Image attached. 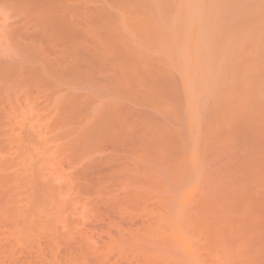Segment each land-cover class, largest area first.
<instances>
[{"label":"rangeland","instance_id":"374dc122","mask_svg":"<svg viewBox=\"0 0 264 264\" xmlns=\"http://www.w3.org/2000/svg\"><path fill=\"white\" fill-rule=\"evenodd\" d=\"M258 1L10 0L0 264H264Z\"/></svg>","mask_w":264,"mask_h":264},{"label":"bare ground","instance_id":"6f19581e","mask_svg":"<svg viewBox=\"0 0 264 264\" xmlns=\"http://www.w3.org/2000/svg\"><path fill=\"white\" fill-rule=\"evenodd\" d=\"M257 1V0H256ZM263 1V0H262ZM258 2H260V0L258 1ZM257 2V4H259ZM12 3H13V1H12ZM8 4H11L10 3V0H0V10H1V8L3 9V22H4V31H2V33H0V65H4L5 67L7 66H9V68H11V69H13L14 71H16V73H17V77L15 76V79H13V80H10V83L8 84L7 83V81L9 80V79H7V81H5V80H3V79H1L0 78V90L2 91V90H4L3 92L4 93H7V91L10 89V86H13V84H14V87H15V85H16V87L17 88H19V90L20 89H22L23 87H24V85H25V83H26V81H23V71L22 70H25L26 68V66L28 65V60H27V62H26V58H25V55H24V57H23V54L22 55H20V53L18 52L19 51V48H18V45L17 44H15L16 42H15V39H16V35L15 34H18V32L17 31H15V29L14 30H12L11 28H10V26H11V24L14 22V19H17V18H15L16 17V15H15V11H13V8L11 7V6H9ZM17 4V3H16ZM15 4V5H16ZM260 4H261V2H260ZM259 4V5H260ZM13 5V4H12ZM258 5V6H259ZM17 8V7H16ZM259 8V7H258ZM18 9V8H17ZM19 11V10H18ZM23 13V12H22ZM0 17H1V15H0ZM26 17V16H25ZM52 19V18H51ZM18 20V19H17ZM260 20V19H259ZM6 22H8V23H6ZM20 22V21H19ZM25 22V21H24ZM18 23V22H17ZM3 24V23H2ZM22 24V23H21ZM14 25V24H13ZM17 26H19V25H17ZM26 28V27H25ZM33 30V29H32ZM14 31H15V37H14V35H13V33H14ZM18 31H20V30H18ZM22 31V30H21ZM23 31H24V29H23ZM30 31V30H29ZM217 35H218V33H217ZM12 36L14 37V38H12ZM19 36V35H18ZM21 41V40H20ZM24 42V41H23ZM25 43V42H24ZM20 47H21V45H20ZM225 49V48H224ZM42 53V52H41ZM76 53V52H75ZM53 55V54H52ZM22 56V57H21ZM76 56V55H75ZM21 57V58H20ZM25 59V60H24ZM60 59V58H59ZM27 65H26V64ZM39 63H40V61H39ZM25 65V67L23 66V65ZM41 64H42V62H41ZM30 65H32V64H30ZM37 65H39L38 63H37ZM22 66V67H21ZM23 67L25 68V69H23ZM31 67V66H30ZM42 67V66H41ZM45 67V66H44ZM44 67H43V69H44ZM41 69V68H40ZM39 69V70H40ZM12 70V71H13ZM38 70V71H39ZM42 72V71H41ZM44 72V71H43ZM14 74V73H13ZM44 74V73H43ZM3 75V74H2ZM15 75V74H14ZM13 78V77H12ZM43 81V80H42ZM28 82V81H27ZM67 87V86H66ZM16 88V89H17ZM27 87H25V89H26ZM106 88V87H105ZM23 90V89H22ZM14 91V90H13ZM25 91V90H24ZM58 91V90H57ZM110 91V90H109ZM2 92V93H3ZM30 92V91H29ZM76 92V91H75ZM18 93L19 94H21L22 96H24V98H25V100H24V104L25 105H23V106H21L22 108H21V110L20 111H22V112H30V111H32L33 110V108H32V106L30 105L31 103H29V98L27 97V94L24 92H20V91H18L17 92V95H18ZM58 93V92H57ZM62 93V92H61ZM61 93H59L58 94V97H60V94ZM13 94H14V92H13ZM106 94V93H105ZM12 95V94H11ZM16 95V96H17ZM20 95V96H21ZM13 96V95H12ZM21 96V97H22ZM99 96V95H98ZM19 98V97H18ZM56 98V97H55ZM20 99V98H19ZM89 99V98H88ZM3 100V99H2ZM58 100V99H57ZM98 105V104H97ZM12 106V105H11ZM52 106H54V105H52ZM24 107V108H23ZM97 107V106H96ZM48 110H50L51 109V107L49 106V107H46ZM46 108H43L42 109V111L44 112L45 111V109ZM13 109V108H12ZM24 111H23V110ZM30 109H32V110H30ZM46 109V110H47ZM127 109V108H126ZM125 109V110H126ZM53 110V109H52ZM10 111V110H9ZM15 111V110H14ZM13 111V112H14ZM19 111V112H20ZM41 111V112H42ZM108 118V117H107ZM110 118V117H109ZM115 120V119H114ZM92 122V121H91ZM26 132V131H25ZM101 134V133H100ZM114 137V136H113Z\"/></svg>","mask_w":264,"mask_h":264}]
</instances>
